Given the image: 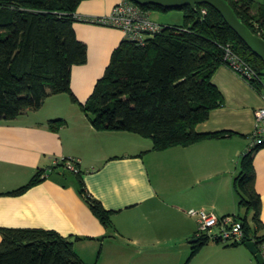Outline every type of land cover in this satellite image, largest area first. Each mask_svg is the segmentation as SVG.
<instances>
[{"label": "crops", "instance_id": "0c3cea01", "mask_svg": "<svg viewBox=\"0 0 264 264\" xmlns=\"http://www.w3.org/2000/svg\"><path fill=\"white\" fill-rule=\"evenodd\" d=\"M119 1L82 0L75 13L108 15ZM251 1L253 11L264 5V0ZM164 14L160 18L170 23L166 19L171 13ZM73 26L88 47L87 61L73 65L70 80L74 96L84 102L124 39V31L81 18ZM212 82L224 102L196 124V131L226 135L159 150L150 137L135 132L95 129L67 92L49 95L39 109L2 120L0 241L2 227L45 228L74 237V249L87 264H259L243 242L200 243L199 217L189 214L191 208L217 216L241 213L234 180L252 142L255 111L264 104L263 86L252 85L226 63L215 69ZM52 119L65 123L53 129ZM63 156L79 158L86 189L112 211L109 225L93 212L79 191L78 175L71 170L50 171L28 188L12 192ZM253 166L261 198V235L264 144L253 152Z\"/></svg>", "mask_w": 264, "mask_h": 264}, {"label": "trees", "instance_id": "16d2710c", "mask_svg": "<svg viewBox=\"0 0 264 264\" xmlns=\"http://www.w3.org/2000/svg\"><path fill=\"white\" fill-rule=\"evenodd\" d=\"M80 1L0 0V122L39 109L51 94L67 92L95 129L127 130L150 137L154 149L226 135L196 131V124L224 102L212 75L220 64L229 62L226 46L249 63L261 78L264 61L249 49L214 6L208 3L197 4L195 8L187 6L184 24L160 23L162 29L148 35L144 43L124 38L113 50L91 95L82 102L70 86L73 65L88 59L87 44L78 38L73 26L76 19H84L75 13ZM228 2L256 34L257 21L264 37V5L253 11L251 0ZM137 4L148 12L151 6H157ZM250 83L262 86L258 79ZM64 123L63 119L50 120L53 129ZM259 146L244 154L234 188L240 210L245 211L238 215L243 224L242 242L254 240L264 255V234H259L261 198L255 188L253 166V152ZM75 173L80 180V193L100 220L109 225L112 211L89 193L82 181V171ZM43 178L40 169L27 184L12 192H20ZM250 210L253 217L249 221ZM1 234L0 264H87L75 251L72 237L54 229L2 227ZM198 239L200 243L208 241L205 236Z\"/></svg>", "mask_w": 264, "mask_h": 264}, {"label": "built area", "instance_id": "2783aa9c", "mask_svg": "<svg viewBox=\"0 0 264 264\" xmlns=\"http://www.w3.org/2000/svg\"><path fill=\"white\" fill-rule=\"evenodd\" d=\"M85 20H92L101 24L119 27L124 31V38L144 43L148 35L154 34L162 29V25L152 21L148 11L142 9L132 0H121L114 5L112 11L104 16H83ZM259 29L258 35L263 32L257 21L254 22ZM226 57L228 65L241 77L250 82L258 79L262 86V98L264 101V82L256 73L253 67L237 55L232 48L226 46ZM256 125L252 132V142L249 149L264 144V104L255 111ZM79 158L75 156H63L54 159V165L43 171V176L50 171L67 169L78 172ZM189 214L198 215L199 236H205L208 240H217L227 243H239L244 239L243 224L241 219L233 215L217 216L204 211H197L194 208L189 210ZM264 247V246H263Z\"/></svg>", "mask_w": 264, "mask_h": 264}, {"label": "water", "instance_id": "95a60500", "mask_svg": "<svg viewBox=\"0 0 264 264\" xmlns=\"http://www.w3.org/2000/svg\"><path fill=\"white\" fill-rule=\"evenodd\" d=\"M140 4H152L162 7H187L195 8L197 4L208 3L214 6L223 16L229 26L245 42L252 52L257 54L264 61V37L256 34L237 15L228 0H132ZM197 238H193L196 240ZM74 240V237L71 238ZM248 249L254 254L259 264H264V255L258 250L254 240L245 242Z\"/></svg>", "mask_w": 264, "mask_h": 264}, {"label": "rangeland", "instance_id": "374dc122", "mask_svg": "<svg viewBox=\"0 0 264 264\" xmlns=\"http://www.w3.org/2000/svg\"><path fill=\"white\" fill-rule=\"evenodd\" d=\"M185 9H186V7H181V8L175 7V8H172L170 10H164V9L158 8L157 6H151V10L153 12H152V14H150V16H151L150 18H151L152 21H155L157 23H161V24H164V25H169V26H176V25H178L180 23L184 24V22H185V16H184ZM164 13H171L169 15L170 18L166 19L170 23H168L167 21H164V20L162 21L161 18L164 17V15H165ZM85 21L99 24V22H95V21H92V20H85ZM262 79H263V82H264V68L262 70ZM67 172H69V171H67ZM240 212L242 214H245L244 209L240 210ZM252 217H253V212L250 210L248 212V220L250 221L252 219ZM252 256L257 261V259L255 258L254 254H252Z\"/></svg>", "mask_w": 264, "mask_h": 264}]
</instances>
